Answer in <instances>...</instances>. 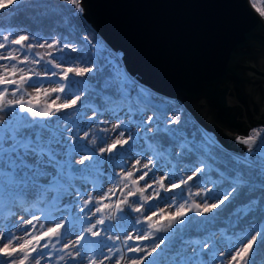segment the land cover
Segmentation results:
<instances>
[{"label":"snow or ice","instance_id":"1","mask_svg":"<svg viewBox=\"0 0 264 264\" xmlns=\"http://www.w3.org/2000/svg\"><path fill=\"white\" fill-rule=\"evenodd\" d=\"M25 9L0 21V264H256L264 127L215 150L79 37L82 0H0Z\"/></svg>","mask_w":264,"mask_h":264},{"label":"water","instance_id":"2","mask_svg":"<svg viewBox=\"0 0 264 264\" xmlns=\"http://www.w3.org/2000/svg\"><path fill=\"white\" fill-rule=\"evenodd\" d=\"M82 7L122 68L177 102L219 148L236 154L244 148L236 137L264 126V19L248 0H82Z\"/></svg>","mask_w":264,"mask_h":264},{"label":"trees","instance_id":"3","mask_svg":"<svg viewBox=\"0 0 264 264\" xmlns=\"http://www.w3.org/2000/svg\"><path fill=\"white\" fill-rule=\"evenodd\" d=\"M258 2L264 3V0H258ZM31 15H32L31 12L27 11V9L24 10V12L22 13V15L20 17H14L12 12H5L3 14H0V21H2L4 23L5 27H7L10 23H19L21 20H24L25 17L31 16ZM25 22H27V21H25ZM78 23H79L78 32H79L80 38H81V34L84 33L85 35H88L90 38H94V40L96 39V35H95L96 33L93 32V30L89 27V24L86 23V21L83 18H81ZM49 31L50 30L45 27L43 29V31L41 32V35L44 38H47L46 34ZM53 34H55V33L53 32ZM73 42H76V41L73 40ZM172 106L174 107L175 110H178L181 112L182 123L186 124L187 127L189 128V130L194 132L198 138H203V135L200 132L201 130L198 129V127L195 124H193V120L189 117L188 113L184 109H182L181 106L177 102H174L172 104ZM215 150H222L223 152H226L224 149L219 148V147ZM226 153H230V152H226ZM187 191L188 190L185 189V192H187ZM256 264H264V250H261L257 254Z\"/></svg>","mask_w":264,"mask_h":264},{"label":"bare ground","instance_id":"4","mask_svg":"<svg viewBox=\"0 0 264 264\" xmlns=\"http://www.w3.org/2000/svg\"><path fill=\"white\" fill-rule=\"evenodd\" d=\"M113 52H115V56L116 55H118V52H116V51H113ZM118 58V57H117ZM121 62V61H120ZM122 70H125L124 68H122ZM128 73V72H127ZM130 75V74H129ZM130 77L132 78V79H134V80H136L137 81V78H135V76L133 75V76H131L130 75ZM138 83H139V81H137ZM139 86L141 87V88H147L146 86H141L140 84H139ZM156 96H158L159 97V99L160 100H165V101H168V102H171V100H169L166 96L164 97V96H161V95H156ZM260 127H264V126H262L261 124H258V125H255V126H252L250 129H249V133H250V131H251V129H253V128H260Z\"/></svg>","mask_w":264,"mask_h":264},{"label":"rangeland","instance_id":"5","mask_svg":"<svg viewBox=\"0 0 264 264\" xmlns=\"http://www.w3.org/2000/svg\"><path fill=\"white\" fill-rule=\"evenodd\" d=\"M94 42H96V43H98V44H100V45H103V43L102 42H100L99 40H94ZM110 52V51H109ZM113 53V55L115 56V52H112ZM116 57H118V59H119V61H121V59L119 58L120 56H118V55H116ZM122 62H120V67H121V69H122ZM29 91H31V89H29ZM174 103V100H172V102H169V104L172 106V104ZM202 111H203V109L202 110H200V111H198L199 113H202ZM201 132V134L203 135V137H206V135H205V133H204V131H200ZM193 191H195V188H193L192 189ZM185 195H187V192H185ZM161 206H163V205H161Z\"/></svg>","mask_w":264,"mask_h":264},{"label":"built area","instance_id":"6","mask_svg":"<svg viewBox=\"0 0 264 264\" xmlns=\"http://www.w3.org/2000/svg\"><path fill=\"white\" fill-rule=\"evenodd\" d=\"M248 4L251 6V0H248ZM252 8V7H251ZM255 10V9H254ZM264 19V18H263ZM205 133V132H204ZM205 135H206V137H208V138H211V139H213L212 138V136L207 132V133H205Z\"/></svg>","mask_w":264,"mask_h":264}]
</instances>
